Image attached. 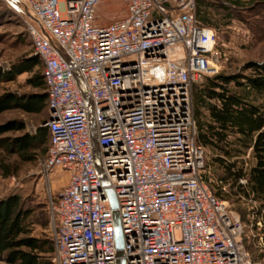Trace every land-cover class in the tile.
Instances as JSON below:
<instances>
[{
    "label": "built area",
    "instance_id": "1",
    "mask_svg": "<svg viewBox=\"0 0 264 264\" xmlns=\"http://www.w3.org/2000/svg\"><path fill=\"white\" fill-rule=\"evenodd\" d=\"M14 1L34 21L47 94L37 173L48 192L51 174H66L48 196L52 263L264 264L248 249L264 250V209L254 199L239 217L203 177L190 91L219 62L195 0H121L124 14L106 24L99 0Z\"/></svg>",
    "mask_w": 264,
    "mask_h": 264
},
{
    "label": "rangeland",
    "instance_id": "2",
    "mask_svg": "<svg viewBox=\"0 0 264 264\" xmlns=\"http://www.w3.org/2000/svg\"><path fill=\"white\" fill-rule=\"evenodd\" d=\"M203 16L214 27L216 32V49L218 52V73L247 74L248 70L241 67L247 61H264V0H200ZM124 4L121 0H99L95 8V20L97 24H106L121 17L124 12ZM204 7V8H203ZM34 25L32 16L27 9L14 0H0V70L9 71L14 65L26 60L35 59L31 47L28 28ZM217 73V74H218ZM41 75V64H37L30 71L16 74L12 80H0V95L5 92L15 94H30L45 92L42 89L33 88L27 82L30 77ZM213 76V75H212ZM204 76L191 86V105L193 114L192 90L202 87L206 78ZM232 91H239L233 85H229ZM251 102L264 108V93L250 94ZM210 102H215L209 100ZM201 117L207 120L208 113L204 107L199 108ZM46 117L45 105L40 112L26 113L18 109H8L0 112V125L8 121H20L23 128L20 130H8L0 133V198L15 193L21 197L23 207L28 209L27 229L28 236L42 239L51 243V224L48 213V196L54 200L60 187L65 180H59V172L50 176V192L47 190L48 182L39 178L38 167L47 145V130L42 126ZM202 118V119H203ZM42 129L44 142L39 144L35 150L26 151L21 154L16 152L11 140L23 134L34 135ZM93 136V132H92ZM220 152L204 147V169L203 175L212 193L215 190L224 195L229 209L243 217L246 211L253 207L255 199L256 207L264 209V201L257 200L253 194L236 191L230 188L228 183L218 180L222 175V169L214 160ZM30 155L28 159H24ZM241 160L247 161L248 153L240 156ZM247 163H243L246 167ZM243 179V178H241ZM244 186L245 182L238 181ZM109 203H113L110 194ZM219 199V197L215 194ZM254 209V207H253ZM253 261L261 256L264 250L256 255L253 246L248 247ZM0 264L8 263L4 254H0Z\"/></svg>",
    "mask_w": 264,
    "mask_h": 264
},
{
    "label": "trees",
    "instance_id": "3",
    "mask_svg": "<svg viewBox=\"0 0 264 264\" xmlns=\"http://www.w3.org/2000/svg\"><path fill=\"white\" fill-rule=\"evenodd\" d=\"M201 12L203 9L200 0H195L197 20L213 27L200 15ZM37 62V57L33 60L25 59L9 71L0 70V80H12L16 74L30 71ZM241 69L249 72L218 73L206 78L202 87L193 88L195 139L203 148L220 152L214 158L222 169L219 181L228 183L230 188H235L236 191L244 192V187L257 200L264 201V108L249 99L250 94L264 93V61H247ZM27 82L31 87L43 90L41 75L30 77ZM230 84L239 91H232ZM46 97V92L30 94L5 92L0 95V112L18 109L26 113H37L44 107ZM200 107L206 109L207 120L201 117ZM22 128V122L8 121L0 125V133ZM11 141L13 149L23 154L35 150L44 142V132L38 129L34 135L23 134ZM246 152L247 161L241 160L240 156ZM29 156L23 158L28 159ZM245 162L246 167L243 166ZM241 178L245 180L244 186L238 183ZM204 180L208 182L205 177ZM213 194L219 199H225L219 189ZM28 213L18 194L11 193L0 198V254H4V259L8 263L53 264L52 244L28 236L26 219Z\"/></svg>",
    "mask_w": 264,
    "mask_h": 264
},
{
    "label": "water",
    "instance_id": "4",
    "mask_svg": "<svg viewBox=\"0 0 264 264\" xmlns=\"http://www.w3.org/2000/svg\"><path fill=\"white\" fill-rule=\"evenodd\" d=\"M96 164V169L98 171V175L101 179V181L104 183V178H103V175L101 173V170L98 166L97 163ZM108 193L110 194V197L113 201V203H109L110 205V208L112 209V214H113V227H114V241H115V247L116 248H120L121 247V233H120V227H119V220H118V217H117V213H116V201H115V198L112 194V192L110 190L107 191V196H108ZM108 200H109V196H108ZM110 202V201H109ZM118 264H123L122 261L118 262Z\"/></svg>",
    "mask_w": 264,
    "mask_h": 264
},
{
    "label": "crops",
    "instance_id": "5",
    "mask_svg": "<svg viewBox=\"0 0 264 264\" xmlns=\"http://www.w3.org/2000/svg\"><path fill=\"white\" fill-rule=\"evenodd\" d=\"M59 176H60L59 180H65V182H66V174L65 173L59 172ZM51 181L52 180H50V183H51ZM65 182L63 183V185L65 184Z\"/></svg>",
    "mask_w": 264,
    "mask_h": 264
}]
</instances>
